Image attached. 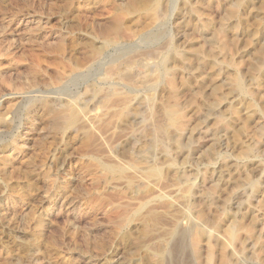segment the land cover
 Returning a JSON list of instances; mask_svg holds the SVG:
<instances>
[{
    "label": "rangeland",
    "instance_id": "1",
    "mask_svg": "<svg viewBox=\"0 0 264 264\" xmlns=\"http://www.w3.org/2000/svg\"><path fill=\"white\" fill-rule=\"evenodd\" d=\"M166 106L180 130L137 142ZM0 124V264H159L190 222L164 264H264V0H0Z\"/></svg>",
    "mask_w": 264,
    "mask_h": 264
},
{
    "label": "bare ground",
    "instance_id": "2",
    "mask_svg": "<svg viewBox=\"0 0 264 264\" xmlns=\"http://www.w3.org/2000/svg\"><path fill=\"white\" fill-rule=\"evenodd\" d=\"M159 19V18H158ZM164 31V30H163ZM162 34V33H161ZM160 34V35H161ZM159 36V35H158ZM153 38H157V37H153ZM168 43H169V41H168ZM164 44V43H163ZM107 46H109L110 45V43L108 42L107 44H106ZM165 45V44H164ZM168 44H167V41H166V46H167ZM164 47V46H163ZM163 47L161 48V49H163ZM103 49H101V51L99 52V53H97V55H100V53L101 52H103V50H104V47H102ZM166 48V47H165ZM156 50V49H155ZM154 50V51H155ZM164 50V49H163ZM161 51V50H160ZM160 51H158V52H160ZM156 52V51H155ZM150 53H153V52H150ZM93 55V54H92ZM153 55V54H152ZM155 55H157L158 56V54H156L155 53ZM157 56H155V57H157ZM93 57H95V55L93 56ZM134 59L136 58V57H133ZM132 57H129L128 59L126 58L123 62H119V65H117V66H115L113 69H111L115 74H119V73H122L121 71H123L124 73H122V76H119V78H118V80L119 79H123V80H128L129 82H130V80L129 79H132V77H131V74L129 73V71L132 69V67H133V65H134V62L133 61H131L132 59H133ZM148 58V57H147ZM98 59V58H97ZM139 59V58H138ZM173 59V58H172ZM141 60V59H140ZM139 61V60H138ZM163 61H164V59H163ZM173 61V60H172ZM88 62V61H87ZM114 62V61H113ZM140 62V61H139ZM138 62V64H140ZM87 65V64H86ZM108 69H110V68H108ZM107 69V72L109 71ZM110 70V71H111ZM168 68H167V66L166 65H164V64H162V65H160L159 67H158V69H157V71H158V74L156 75V74H154V76H155V78L157 77V80H159V83L161 82V80H162V77H163V75L164 74H166L167 72H168ZM152 71V70H151ZM105 73V75L107 76V75H109V73L111 74V72H108V73ZM112 72V73H113ZM132 72V71H131ZM151 73V72H150ZM113 75V74H112ZM169 75V74H168ZM115 76V75H114ZM114 76H112V77H114ZM154 76H152V77H154ZM235 76V75H234ZM108 78H109V76H107ZM145 77H147V76H144V78ZM104 78H106V77H104ZM138 78V77H137ZM142 78H143V76H142ZM143 78V79H144ZM155 78H154V80H153V78H151L153 81H155ZM110 79V78H109ZM112 79V78H111ZM114 79V78H113ZM139 79L140 80H142L140 77H139ZM117 80V79H116ZM150 81V80H149ZM119 82V81H118ZM123 82V81H122ZM127 83V82H126ZM126 83H124V84H126ZM151 83V82H150ZM234 83V82H233ZM130 84V83H129ZM157 84V83H156ZM143 85H144V83H143ZM91 88V92H92V95H93V97H96L97 96V94H99V89H98V85L97 84H94L92 87H90ZM89 88V89H90ZM235 88L238 90V92L239 93H242V94H246V91H245V88L243 87V84L241 83V81L239 80V79H236L235 80ZM88 89V88H87ZM86 89V90H87ZM233 89H234V87H233ZM116 90V89H115ZM115 90H112V91H114V93L116 92ZM119 90V89H118ZM235 90V89H234ZM89 91H87V93H88ZM109 91L107 90V93H105V95L104 96H102V97H100L96 102H98V103H100V104H102L103 105V107L104 106H106L107 105V103L109 102V98H110V96H111V93H108ZM117 93V92H116ZM168 93H170V92H168ZM167 93V94H168ZM86 94V93H85ZM91 94V93H90ZM237 94V93H236ZM114 95V94H113ZM162 95V94H161ZM169 96V95H168ZM99 97V96H98ZM161 97V96H160ZM160 97H159V99H160ZM166 97V96H165ZM170 97V96H169ZM79 98V97H78ZM129 98V97H128ZM168 98V97H167ZM80 99V98H79ZM78 99V100H79ZM123 99V98H122ZM122 99H115V101H116V104L113 106V107H116V108H118L117 109V112H116V115H117V113L118 114H121V115H123V120H122V128L124 129V128H126V130L128 129V128H130L134 123H135V121H134V118L137 116V114L141 111V103H139L138 105H137V107H134V108H132V107H130L129 105H128V103H127V98H124L125 99V101H124V99H123V101H122ZM129 100V99H128ZM77 101V100H76ZM80 102L82 101V100H79ZM79 101H78V103H75L76 104V106H77V104H80L79 103ZM119 101V103H117ZM143 101V100H142ZM141 101V102H142ZM159 101V100H158ZM84 102V101H83ZM129 102V101H128ZM160 102V101H159ZM165 103V102H164ZM64 104V103H63ZM111 104H114V101H113V103H112V100H111ZM152 103L150 102V104L149 105H151ZM157 104V103H156ZM163 104V103H162ZM99 105V104H98ZM144 105V104H143ZM163 105H166V104H163ZM58 106L60 107V108H62V110H63V112H62V114L60 113V115L61 116H59V118H58V122H59V120H60V122H59V125H60V127L61 128H69V127H71V126H73L77 121H78V119H80L79 118V113H78V110L75 108V107H73V106H71V105H59L58 104ZM58 106H57V108H58ZM87 106V105H86ZM95 106H96V104H95ZM112 106H110V107H112ZM82 108V107H81ZM97 108H99L98 106H97ZM96 108V109H97ZM161 108V107H160ZM160 108H158V109H160ZM108 109V108H107ZM157 109V111L159 112V110ZM93 110V109H92ZM104 110V109H103ZM161 110V109H160ZM179 110V109H178ZM178 110H177V108L176 107H174V106H166V107H164L163 108V110H161L162 112H160L161 114V116L160 117H157V118H160V120H157V118H156V120H153V121H156L155 123H153V125L150 127V125L151 124H149V126H146V125H144V126H142V130H140L141 132H140V134L138 135V134H136L137 135V138H135L136 140H137V142H141L144 138H149V141H150V143L152 144L153 143V145H155V144H157L158 143V141H157V139H161V137H162V135L164 134V135H171V134H173V133H177L179 130H180V125H179V114H178ZM98 111V110H97ZM154 111H156V110H154ZM105 112V111H104ZM142 112V111H141ZM115 114V113H114ZM114 114H113V116H114ZM157 115V114H156ZM156 115H154V116H156ZM159 116V115H158ZM148 117V116H147ZM142 122L144 123L145 121H143L142 120ZM150 123H152V122H150ZM148 125V124H147ZM0 126H1V124H0ZM182 126V125H181ZM2 127V126H1ZM5 127V126H4ZM119 128H121V127H119ZM118 128V129H119ZM129 130V129H128ZM122 131V130H121ZM137 132H139V131H137ZM119 135H121V134H119ZM161 136L160 138H157L158 136ZM173 138V137H172ZM134 139V140H135ZM169 139V138H168ZM134 140H132V141H134ZM172 140V139H171ZM129 141V140H128ZM161 142H163V141H161ZM160 143V142H159ZM147 144V143H146ZM132 142L131 143H129V145H128V147L132 150L133 148H132ZM143 145H145V144H142V146ZM165 145V144H164ZM175 145H177V144H175ZM179 145V144H178ZM141 146V147H142ZM145 147H146V149H148V148H150V146H148V145H145ZM156 147V146H155ZM143 148H144V146H143ZM157 148V147H156ZM162 148V147H161ZM129 149V150H130ZM154 149V148H153ZM152 149V150H153ZM158 149V148H157ZM163 149V148H162ZM149 150V149H148ZM156 150V149H155ZM154 150V151H155ZM159 151L161 150V149H158ZM135 151V150H134ZM157 151V150H156ZM158 151V152H159ZM115 153H118V152H115ZM136 153V152H135ZM145 154V153H144ZM139 155V154H138ZM146 155H148L147 153L144 155V156H146ZM153 155V154H152ZM159 156V155H158ZM141 158V157H140ZM146 158V157H145ZM162 159V158H161ZM166 160H168V159H166ZM109 162V161H108ZM157 162V161H156ZM167 162V161H166ZM132 163V162H131ZM222 163V162H221ZM147 164V163H146ZM164 164H166L165 162H164ZM137 165V164H136ZM145 165V164H144ZM148 165V164H147ZM226 165V164H225ZM138 166V165H137ZM143 166V165H142ZM227 166V165H226ZM222 167H223V165H222ZM103 169L105 170V171H107V172H109V173H111V174H115L116 175V177H118L119 179H122L123 177H124V171H123V169L122 168H120L119 166H114V165H105L104 167H103ZM220 172V171H219ZM173 173V172H172ZM140 174V173H139ZM221 174V173H220ZM162 175V172H161V169H160V167L159 166H157V164L156 165H151L149 168H147V170L144 172V174H143V176H144V178H145V180H151V179H153V178H156V179H159L160 178V176ZM141 176V175H140ZM130 178V177H129ZM143 178V177H142ZM126 179V178H125ZM179 180V179H178ZM129 184H130V181H129ZM155 188V187H154ZM144 189V188H143ZM135 193V192H134ZM147 193V192H146ZM142 194V193H141ZM146 197V196H145ZM135 198V197H134ZM207 204V203H206ZM211 204V203H210ZM209 207V206H208ZM203 208V207H202ZM204 209V208H203ZM202 209V210H203ZM152 212V211H151ZM199 212V211H198ZM166 213V212H165ZM205 213V212H204ZM204 213H203V215H204ZM147 214V213H146ZM194 214V213H193ZM206 214V213H205ZM198 215V214H197ZM151 216V215H150ZM159 216V215H158ZM200 216V215H199ZM155 217L156 216H153V218H154V220H155ZM192 217V216H191ZM178 218H181V220H184V219H186L187 217L184 215V214H180V217H178ZM193 218H194V216H193ZM152 219V218H151ZM175 219V218H174ZM200 219L203 221V217L201 216L200 217ZM153 220V221H154ZM187 220H189V219H187ZM148 221H149V218H148ZM159 221V220H158ZM184 221H186V220H184ZM205 221L206 220H204V223H205ZM150 222V221H149ZM149 222H147V223H149ZM188 221H186V223H187ZM209 222H211V221H209ZM146 223V222H145ZM152 223V222H151ZM156 223V222H155ZM207 224V223H206ZM153 225V224H152ZM156 224H154L153 226H155ZM168 225V224H167ZM186 225H188L186 228H178L177 226H175L174 227V230L172 231V234H174L173 236L175 237L174 239L175 240H173L174 241V243H172L173 244V246L171 247H165V245L164 244H161V245H159L158 247H155V249H156V251H158V254L156 255V259H157V262L159 263V264H164V256H163V253L161 252L162 251V249H170V251H173V252H175V253H177V251H181V250H183V248H185V241L187 240V238L191 235V232L192 231H194V232H196L198 235H200L201 237H202V235H204V232L203 231H201V230H198L197 228H196V225L195 224H192L191 222L189 223V224H186ZM238 225V224H237ZM185 226V225H184ZM209 226V225H208ZM213 227V226H212ZM237 227V226H236ZM199 228H200V226H199ZM230 228V227H229ZM208 229V228H207ZM212 229V228H211ZM233 228L230 230V234L231 235H233ZM166 231V230H165ZM225 231V230H224ZM167 232V231H166ZM208 232H210V231H208ZM229 233V232H228ZM162 234V233H161ZM166 234V233H165ZM192 234H193V232H192ZM230 234H229V236H230ZM160 236V235H159ZM158 236V237H159ZM165 236V235H164ZM228 236V237H229ZM196 237V236H195ZM164 238V237H163ZM197 238V237H196ZM169 240V239H168ZM195 240V239H194ZM197 240V239H196ZM199 240V239H198ZM166 244V243H165ZM164 245V247L165 248H163L162 246ZM192 245H196V244H192ZM154 248V247H153ZM192 248H193V246H192ZM151 250V249H150ZM154 250V249H153ZM194 250V249H193ZM179 253V252H178ZM155 255V254H154ZM151 258V257H150ZM167 259V258H166ZM165 259V260H166ZM153 260H154V258H153ZM155 261V260H154ZM166 263V262H165ZM156 264V263H155Z\"/></svg>",
    "mask_w": 264,
    "mask_h": 264
}]
</instances>
